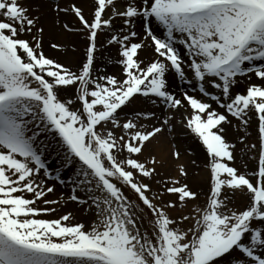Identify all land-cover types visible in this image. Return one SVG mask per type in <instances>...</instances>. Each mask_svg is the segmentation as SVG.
I'll list each match as a JSON object with an SVG mask.
<instances>
[{
	"label": "snow or ice",
	"instance_id": "snow-or-ice-1",
	"mask_svg": "<svg viewBox=\"0 0 264 264\" xmlns=\"http://www.w3.org/2000/svg\"><path fill=\"white\" fill-rule=\"evenodd\" d=\"M0 264H264V0H0Z\"/></svg>",
	"mask_w": 264,
	"mask_h": 264
},
{
	"label": "rangeland",
	"instance_id": "rangeland-1",
	"mask_svg": "<svg viewBox=\"0 0 264 264\" xmlns=\"http://www.w3.org/2000/svg\"><path fill=\"white\" fill-rule=\"evenodd\" d=\"M56 37H57L56 40L58 42H60L62 44H65V45H69V48H71V46H72V48L78 49L77 46H75L74 42L73 43L69 42V39L67 37H62V36H58V35H56ZM79 38L80 37L76 36L74 41L77 42L78 40H80ZM46 51L48 52L49 55L53 56V54L51 53L52 50L48 49L47 46H46ZM101 51H102V53H104V50L101 49ZM111 51L115 52L114 49H112ZM75 52H80L82 54L83 51L82 50L81 51L78 50V51H75ZM150 54H151V50H148V51H146L144 53L145 56L150 55ZM81 57H82V55H81ZM100 61H101V57H100V60H99V64H100ZM117 66L120 68L119 65H117ZM254 82L258 83V81H255V78H254ZM244 88H245V85L241 84L237 90L238 91H244ZM214 107H215V105H214ZM235 123H236V121L233 120V124H235ZM256 127H257V125H256V121L254 119L252 124H251V126H250V128H249V132L252 133V136H251L252 142H255ZM240 134H242V133H238L236 131V129L231 128L229 130V132H228V139L232 140V141H235L237 136L240 135ZM178 141L180 142V144L182 145L183 148H187L188 149V151L190 153V158H195L197 164L200 165L199 168L190 167V169H189V171H190V180H189V182L192 183L195 187H198V188L202 189V195H201L200 200L198 202L200 204H204V201L206 199V194L208 192V183H207V173L203 170V161H204L203 149H202V147H200L198 145V142H193L190 137H183V136L182 137H178ZM237 147L239 148L240 145L238 144ZM188 159H189V157H188ZM241 162H242L241 160H239V159L237 160V164L238 165ZM52 166L53 167L56 166L55 161L52 162ZM201 172H205V176H203V178H201L199 181H196L194 178L197 175H195V174L196 173L199 174ZM64 175L67 176L68 172H65ZM49 183L51 184V183H54V182L49 181ZM70 194H71L70 193V188L68 186H62L59 183H56L55 184L54 193L49 194V196L47 198L48 199H54V200H56V199L61 200V204L52 205L51 207H55L57 209V211L55 213L50 214V215H46L43 218L54 219V218H58L59 216L65 214L67 212H73L75 214V216H76V220L77 221L87 222L88 220H90L92 217L90 215H86L85 214V210H84L83 207L77 205L75 202H72V201L68 200V197H69ZM169 199H172V197H169ZM245 202L246 201H245V199L243 197H238V199H237V204L238 205H243ZM173 215H175V213H173Z\"/></svg>",
	"mask_w": 264,
	"mask_h": 264
},
{
	"label": "bare ground",
	"instance_id": "bare-ground-1",
	"mask_svg": "<svg viewBox=\"0 0 264 264\" xmlns=\"http://www.w3.org/2000/svg\"><path fill=\"white\" fill-rule=\"evenodd\" d=\"M49 20L53 19L52 14H49ZM62 19H64V17H62ZM70 19V18H68ZM52 35L54 36L55 39H57L56 35L58 36H62V37H67L69 39V42L71 43H75V46H77L79 51H83V40L80 37L77 42L74 41V39L76 38L75 35H70L66 32H60L58 29L53 28L52 29ZM105 38L104 36L100 37V40L103 41ZM80 47V48H79ZM72 48V46H71ZM102 50H104V53H102V55H100L101 57V61L99 66L103 69V68H107V71L111 74V73H115L117 75H119L120 73V68L114 64L111 63V57L115 56V52L112 51H108L102 48ZM51 53L53 54V56L59 60H61L63 63L67 64V65H72L75 66L79 63L80 59H81V53L80 52H74L71 50H68L67 52H59V51H51ZM100 60V59H99ZM185 160H188V157H185ZM203 176H205V172H201L199 173V176H195V180L199 181L201 178H203Z\"/></svg>",
	"mask_w": 264,
	"mask_h": 264
}]
</instances>
